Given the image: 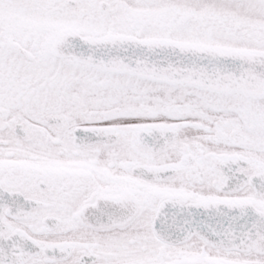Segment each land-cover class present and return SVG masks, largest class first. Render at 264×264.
Masks as SVG:
<instances>
[{"label": "snow or ice", "instance_id": "1", "mask_svg": "<svg viewBox=\"0 0 264 264\" xmlns=\"http://www.w3.org/2000/svg\"><path fill=\"white\" fill-rule=\"evenodd\" d=\"M0 264H264V0H0Z\"/></svg>", "mask_w": 264, "mask_h": 264}]
</instances>
